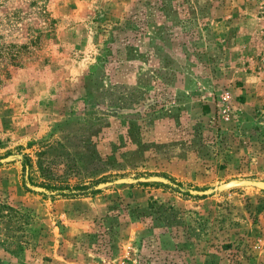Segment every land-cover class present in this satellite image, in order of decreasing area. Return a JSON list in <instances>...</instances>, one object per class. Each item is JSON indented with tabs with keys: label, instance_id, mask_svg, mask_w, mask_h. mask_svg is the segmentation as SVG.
<instances>
[{
	"label": "rangeland",
	"instance_id": "374dc122",
	"mask_svg": "<svg viewBox=\"0 0 264 264\" xmlns=\"http://www.w3.org/2000/svg\"><path fill=\"white\" fill-rule=\"evenodd\" d=\"M167 2L0 0V264H264V0Z\"/></svg>",
	"mask_w": 264,
	"mask_h": 264
},
{
	"label": "trees",
	"instance_id": "16d2710c",
	"mask_svg": "<svg viewBox=\"0 0 264 264\" xmlns=\"http://www.w3.org/2000/svg\"><path fill=\"white\" fill-rule=\"evenodd\" d=\"M156 10H158L163 16L169 15L171 13V9L169 7V3L167 0H157ZM9 58L13 60L15 64H18L16 58L18 57V48L16 45L9 44L7 46L0 47V59ZM37 166L40 170L41 175L44 177L43 181L34 182L29 175V168L32 165V160L28 154H22L20 161L23 171V184L25 185L28 191H37L38 193L46 196V197H77V196H86L93 195L100 192V189L96 187L99 183L105 181V177L101 179H97L91 183H76L70 185L68 183H55L51 182L48 178V169H46V165L43 163V159L41 158L42 152L40 151L38 154ZM166 186V185H165ZM33 187L40 188L39 190L34 189ZM188 194V193H186ZM23 214L18 210L13 208L10 205L5 203H0V221L7 219V221L16 220Z\"/></svg>",
	"mask_w": 264,
	"mask_h": 264
},
{
	"label": "crops",
	"instance_id": "0c3cea01",
	"mask_svg": "<svg viewBox=\"0 0 264 264\" xmlns=\"http://www.w3.org/2000/svg\"><path fill=\"white\" fill-rule=\"evenodd\" d=\"M166 250L164 249H160V250H155V253L154 255L158 258L159 256H161V254H167V253H164ZM170 251V250H169ZM138 256L141 257V259H143V253L141 251H138ZM160 258V257H159ZM141 262V261H140ZM169 262V261H168ZM142 263V262H141ZM170 264H174V263H170Z\"/></svg>",
	"mask_w": 264,
	"mask_h": 264
},
{
	"label": "water",
	"instance_id": "95a60500",
	"mask_svg": "<svg viewBox=\"0 0 264 264\" xmlns=\"http://www.w3.org/2000/svg\"><path fill=\"white\" fill-rule=\"evenodd\" d=\"M230 183H235L234 181H232V182H230ZM34 189H37V190H39L40 188H38V187H33Z\"/></svg>",
	"mask_w": 264,
	"mask_h": 264
}]
</instances>
